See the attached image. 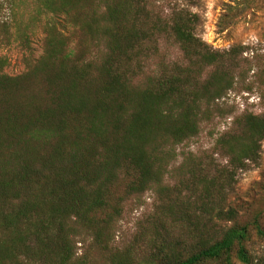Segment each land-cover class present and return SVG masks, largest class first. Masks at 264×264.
Here are the masks:
<instances>
[{"label": "trees", "instance_id": "16d2710c", "mask_svg": "<svg viewBox=\"0 0 264 264\" xmlns=\"http://www.w3.org/2000/svg\"><path fill=\"white\" fill-rule=\"evenodd\" d=\"M161 1L0 0V41L8 4H32L45 35L22 74L0 67V264H264V198L235 199L264 113L227 103L244 85L264 107V56L246 84L249 48L214 50L197 14ZM222 120L211 150L182 151ZM151 193L120 243L127 206Z\"/></svg>", "mask_w": 264, "mask_h": 264}, {"label": "rangeland", "instance_id": "374dc122", "mask_svg": "<svg viewBox=\"0 0 264 264\" xmlns=\"http://www.w3.org/2000/svg\"><path fill=\"white\" fill-rule=\"evenodd\" d=\"M159 5L165 11L180 6L197 14L201 19L198 35L216 51H229L234 45L249 48L243 57L253 62L243 66L242 71H246V84L255 86L258 72L262 68L261 58L264 56V0H162ZM228 13L231 16H227ZM35 17V7L30 3L7 5L4 18L12 27V36L9 40L0 41V67L10 75L22 74L27 63L42 54L45 35L42 24ZM224 26L227 27L225 30ZM173 52L176 56L177 51ZM243 87L241 85L239 91L230 94L227 103L236 107L239 114L247 111L263 114L259 90L255 88L253 93L240 91ZM230 124L231 120H222L212 130V134L207 130L199 140L191 146L183 147L182 151L211 150L215 137L228 129ZM216 159L226 164L221 157L216 156ZM237 181L235 199L239 203L248 205L264 198V193L260 194L258 186L259 183H264V143L260 165L240 172ZM154 202V195L151 193L127 206L118 229L120 243L128 245L134 240L139 225L152 214Z\"/></svg>", "mask_w": 264, "mask_h": 264}]
</instances>
